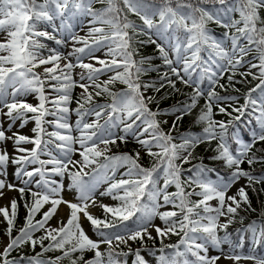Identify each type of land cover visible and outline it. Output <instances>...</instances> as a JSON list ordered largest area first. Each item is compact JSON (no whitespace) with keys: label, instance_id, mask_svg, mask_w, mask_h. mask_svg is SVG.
Masks as SVG:
<instances>
[{"label":"snow or ice","instance_id":"snow-or-ice-1","mask_svg":"<svg viewBox=\"0 0 264 264\" xmlns=\"http://www.w3.org/2000/svg\"><path fill=\"white\" fill-rule=\"evenodd\" d=\"M125 9L142 25L129 21ZM262 9L264 0H0V199L5 190L19 194V199L0 206L7 237L0 245V264H129V257L131 264H150L145 254L155 264H217L222 256L239 261L235 250L244 246L246 236L233 240L228 229L242 206L251 207L247 189L255 191L264 183V173L242 167L264 163V156L253 152L264 142ZM210 24L224 29L223 39L210 31ZM141 35L147 39L140 40ZM42 40L59 47L48 48ZM135 45H154L161 64L141 55ZM62 47L69 51L61 52ZM100 51L105 58L97 55ZM251 53L257 62L246 60ZM245 65L247 71H239ZM151 72L157 73L155 79H142ZM225 74L230 86L237 74L259 83L239 104L237 97L216 91L217 85L225 88L219 84ZM117 81L126 87L113 91ZM178 84L190 87L191 93L172 108L161 109L159 100L181 93ZM76 87L81 92L74 101ZM164 89L169 91L158 98ZM105 96L109 101L98 102ZM201 98L205 103L196 123L204 125L202 131L174 135L178 122ZM73 101L75 108L70 107ZM214 105L230 119L216 120ZM169 114L175 118L164 131L161 124L168 121L158 117ZM29 123L31 135L22 134L19 129ZM129 140L152 158L150 167L140 162V151L113 152ZM214 141L210 159L222 161L226 174L202 159L191 164L197 159L196 148ZM76 154L80 159L73 158ZM185 164L191 167L185 169ZM9 168L15 182L7 179ZM242 179L246 183L228 195ZM102 184L106 188L99 195L115 204H97ZM65 191L75 192V198L66 199ZM21 201L26 216L13 235ZM61 205L68 209L67 218L53 227L49 222ZM94 206L102 209V217L89 211ZM38 213L42 215L35 219ZM82 217L96 239L88 235ZM156 218L162 224H156ZM236 231L250 233L254 247L264 244V220ZM172 235L179 237L177 243L165 244ZM137 241L140 247L133 249ZM223 245H228V253ZM25 246L34 254L11 255ZM210 249L221 255H210ZM56 252L59 255L46 256ZM243 258L264 264V257Z\"/></svg>","mask_w":264,"mask_h":264},{"label":"trees","instance_id":"trees-1","mask_svg":"<svg viewBox=\"0 0 264 264\" xmlns=\"http://www.w3.org/2000/svg\"><path fill=\"white\" fill-rule=\"evenodd\" d=\"M95 6L101 7L102 5L97 4ZM121 6H123V5H121ZM125 14L127 15L128 20L131 21L132 23H134L136 25H142V21L134 13L128 12L125 9ZM261 16L264 17V9L261 10ZM237 18H238V14H237ZM209 28H210V31L217 37V39H223V32H224L223 28H221L215 24H210ZM138 38L140 40H146L147 39V37L143 36V35L139 36ZM135 47L139 48L141 55L153 56L154 57L153 63L161 64V61L159 59H155V57L157 56V53H156L154 45H144L143 47H141L140 45H135ZM204 55H207V53H204ZM254 55H255V53H251L246 58V60L253 57ZM161 70L163 71V69H161ZM239 71H246V70L240 68ZM253 72L258 73V70L253 71ZM227 75L228 74H225V76L219 80V84L225 85V88L221 89L217 85L216 91L220 95L235 96L238 98V103L243 104L244 95L247 93V91L250 87H254L255 84L259 83V80L253 79L252 76H247V78L245 79L244 77H241L239 74H237L234 77L233 84L230 86L228 84ZM156 77H157V73L151 72V73H148L145 77H142V79L143 80H150V79H155ZM111 87H112L113 91H120V90L124 89L126 86L124 84L120 83L119 81H117ZM178 87L181 88V93H172V94L166 96L165 99L159 100V107L161 109L172 108L174 105L177 104L178 101L184 100L186 94L191 93V91H192V89L190 87H185V86L179 85V84H178ZM203 87L204 88L208 87L207 81H205ZM168 91L169 90L164 89V90H161V92L157 93L156 95L160 94L161 96H164L165 93ZM79 95H80V93L73 89L74 101H75V99L79 98ZM97 99H98V102H101V103L109 101V98L106 96L100 97ZM204 103H205V98H201L199 101L198 107L196 109H194L191 114L185 115L184 119L178 122V129L175 133H173L174 135H179L180 133H185V132L200 133L202 131L204 125L202 123H200V124L196 123V115L198 114L199 109L201 107H203ZM225 106L228 107L229 112L232 111L231 107H229L227 104H225ZM75 107H76V105H75ZM150 107H152L153 110L156 109L155 104L150 105ZM215 110L218 111V108H217V106L214 105L213 115H214V118L216 120L227 121L228 119H230V117L228 115L222 114V113L219 116L220 118L217 117L214 113ZM233 115H235V113H233ZM174 118H175L174 115H171L169 123H168V125L164 131H168V129L171 127L172 120ZM158 119L160 121L163 120L160 116L158 117ZM242 119L247 120L248 117L246 116ZM163 126H164V123L161 124L162 128H163ZM241 135H242V138H244L246 140L248 139L246 129L242 128ZM215 143L216 142L214 141L211 146H209L208 144H202L199 147H197L195 152H194V156H196L197 159L192 160L191 164L199 163L202 159L203 163L206 164L207 166H209L211 168H215L216 171L221 173V174H226L228 170L224 167L222 161H213L210 159V157L212 155H214L212 148L215 147ZM233 147H235V145H233ZM261 149H264V142L257 143L255 148L253 149V152L257 156H264V152L260 151ZM135 151H137V144L133 140H129V142L127 144H121L118 148H113V152H135ZM140 162L145 167H150L151 164L153 163L152 158L149 157L148 155H146L145 153L141 154ZM191 164H185V165H183V167L185 169H187V168L191 167ZM242 167L246 170L254 171V173L257 175L264 173V163H256L253 166H251V168H249L247 163H245L242 165ZM211 175H212V177H215V174H211ZM261 189H264V183L257 185L255 191L252 188L247 189L248 194H249V199L251 201V207L249 208L246 205L242 206V208L240 210H238L236 221L232 225H230V227L228 229V231L232 234L233 240H235L236 237L238 235H241V234L246 236L244 246L242 248H237L238 250H247L249 248L251 251L256 252V253L264 251V244L256 245L255 247L253 246V244L251 242L250 233H246V232L237 233V231H236L237 229H246L247 225L249 223H252L253 221H256L257 224H259L262 220H264V191H261ZM169 190L174 191V188H170ZM14 198L19 199V194L16 193ZM26 198L30 199V197H26ZM193 199H197V197H193ZM41 215H42V213H38L36 215L35 219H39ZM25 216H26V211L23 207V202L21 201L19 204V207H18V215H17L16 221H15V229H14L13 235H16L19 228H21L23 226ZM240 217L244 218L242 223L240 221ZM42 234L43 233H41V235ZM220 234L223 235L222 232ZM178 240H179L178 236L172 235V236L166 238L164 243L165 244H175V243H177ZM47 243L48 242L45 241V244H47ZM151 243H152L151 241L148 242L149 246H151ZM156 244H157V246H159L158 240L156 241ZM132 247H133V249L140 247L139 241L132 243ZM35 251L36 252L40 251L39 246L35 249ZM20 252H24L28 255L34 254L30 247L25 246L24 248H22L18 251H14L11 255L14 257H17ZM55 255H59V253L56 252V253H47L46 254V256H55ZM91 255H92L91 253H87L86 258H90ZM62 264H67V261L65 260L64 262H62ZM129 264H131V263L129 262Z\"/></svg>","mask_w":264,"mask_h":264},{"label":"rangeland","instance_id":"rangeland-1","mask_svg":"<svg viewBox=\"0 0 264 264\" xmlns=\"http://www.w3.org/2000/svg\"><path fill=\"white\" fill-rule=\"evenodd\" d=\"M85 32H86V29H85ZM85 32H81L80 34H81V35H84ZM2 35H3V34L0 33V36H2ZM42 42L45 43V44L48 46V48L59 47V46L55 45L54 42H52V41L42 40ZM60 51L66 54V53L69 51V48L62 47V48H60ZM44 54H45V55L48 54L47 49L44 50ZM97 55L101 56V58H105V56H104V51H100V52H98ZM255 55H256V54H255ZM255 55H254L253 57L247 59V61L257 62V61H255V60L253 59V58L255 57ZM86 62H88V61H86ZM241 68L247 71V66H246V65H245V66H242ZM256 70H258V69H253L252 71H256ZM37 71H42V69H37ZM80 71H81V70H80L79 68H77V69L75 70L76 73H79ZM109 75H111V73H108V74H106V75H102V76L100 77V80L102 81V80L107 79ZM74 90L77 91V92H79V93L81 92V89H79V87L74 88ZM148 94H149V95L152 94L151 90L149 91ZM160 96H161L160 94L157 95V97H160ZM28 99H30L31 102H35L34 97H31V98H28ZM224 106H225V105H224ZM70 107H71V108H75V102H74V101H73V103L70 105ZM225 107H226V106H225ZM214 113H215V115H216L217 117H219V116L221 115V113H219L217 110H215ZM160 117L163 119L162 121L167 120L168 123H169V120H170V118H171V114H169V115H162V116H160ZM219 118H220V117H219ZM75 119H76V116H75V113H73V114L71 115V117H70V120H71V122L74 123V122H75ZM89 120H91V118H89ZM168 123H167V124H164V126H163V129H164V130H165V128L167 127ZM6 127H7V124H5V128H6ZM32 127H33V124H32V123H29V124L27 125V127L23 128V129H19V131H21L22 134H28V135H31V131H30V130H31ZM17 130H18L17 127H14V128L12 129L13 132H15V131H17ZM7 134H8V135H11L12 133L9 132V133H7ZM7 146H8V148H9V150L11 151V148H12L11 142H8V145H7ZM27 147H31V145H27ZM101 147H102V146H101ZM137 151H140L141 154L144 153V151L140 148V146H139L138 144H137ZM73 158H74V159H80V157H79L78 154L74 155ZM212 178L215 179V177H212ZM7 179H8L9 181H11V182H15V181H14V178H13V176H12V169H11V168H9V173H8V177H7ZM56 179H59V178L56 177ZM65 183H67V181H65ZM245 183H246V181H245L244 179H242V180H241V181H240V182H239V183H238L233 189L230 190V192L228 193V195H232V194H234V193L236 192V189H237L240 185H243V184H245ZM105 188H106V185L102 184V185H100V187L97 189V191H96V200H97V204H99V203H104V204H109V205L115 204L116 201H113L110 197H107V196L101 197V196L99 195V193H100L101 191H104ZM5 192H6L5 196H4L2 199H0V206L7 205V204L9 203L10 199H11V198H14L15 195H16V193H17V192H15V191H8V190H5ZM64 196H65L66 199H70V200H71V199H74V198H75V192H72V191H65ZM210 203H212L213 205H215L217 202H216L215 200H213V201H211ZM169 207H170V206H169ZM44 210H47V206L45 207V209H43V211H44ZM161 210H165V209H161ZM89 211H90L91 213H93L94 215L98 216V217H101V216L103 215L102 209L99 208L98 206L90 207V208H89ZM67 215H68V209H67L65 206L61 205L60 208H59L58 213L53 217V219H52L49 223H50L53 227H55V226H57L58 221H60L61 219L66 220ZM82 222H83V226H84L85 230L88 232V235L91 236L93 239H96V236L94 235L93 231L91 230V227H90L89 223H88L86 220H84L83 217H82ZM154 222H155L156 224H158V225L162 224V222H161L158 218H156ZM5 229H6V223H4L3 220H2V217H0V245H2L3 243H5L6 240H7V237H6L5 234H4V233H5ZM41 233H42V232H37V233H35V235H36V236H39V235H41ZM152 234H153V236L156 235V233H155L154 231H153ZM222 248H223V252H224V253H228V252H229L228 245H223ZM209 254H210V255H221L220 252L214 251V250H212V249H210V253H209ZM235 254H237V255H241V259H240L239 261H235V260H231V259H225V258L222 256L221 259L217 262V264H255V261H253V260H249V259H244L243 257L248 256V255H256V256H258V257H264V251H262V252H260V253H255V252L251 251L250 249H248V250H242V251L236 249V250H235ZM145 255H146V259H149V260H150V264H155L154 259H152L151 257H149L147 254H145ZM131 259H132V257H129V261H130V262H131Z\"/></svg>","mask_w":264,"mask_h":264},{"label":"bare ground","instance_id":"bare-ground-1","mask_svg":"<svg viewBox=\"0 0 264 264\" xmlns=\"http://www.w3.org/2000/svg\"><path fill=\"white\" fill-rule=\"evenodd\" d=\"M29 98H31V97H29ZM30 100V99H29Z\"/></svg>","mask_w":264,"mask_h":264}]
</instances>
